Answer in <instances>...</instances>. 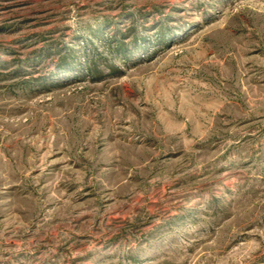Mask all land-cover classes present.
Returning a JSON list of instances; mask_svg holds the SVG:
<instances>
[{"label": "rangeland", "instance_id": "rangeland-1", "mask_svg": "<svg viewBox=\"0 0 264 264\" xmlns=\"http://www.w3.org/2000/svg\"><path fill=\"white\" fill-rule=\"evenodd\" d=\"M0 264H264V0H0Z\"/></svg>", "mask_w": 264, "mask_h": 264}]
</instances>
